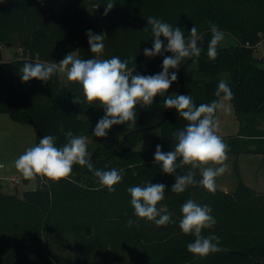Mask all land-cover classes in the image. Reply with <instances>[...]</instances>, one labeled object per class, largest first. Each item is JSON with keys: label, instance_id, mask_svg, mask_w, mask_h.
Segmentation results:
<instances>
[{"label": "trees", "instance_id": "16d2710c", "mask_svg": "<svg viewBox=\"0 0 264 264\" xmlns=\"http://www.w3.org/2000/svg\"><path fill=\"white\" fill-rule=\"evenodd\" d=\"M114 2L104 15L108 0H0V59L2 41L9 35L23 36L21 46L26 53V58L0 64V114L32 124L40 131L37 144L42 136L53 135L57 146H62L68 131L74 136L93 135L104 110L99 105L73 103L75 97L83 100L81 85H62V74H54L47 83L22 82L20 69L25 62L58 63L73 51H78V58H90L86 33L91 30L105 34L104 57L127 59L133 74H157L164 56L143 54L154 39L147 24L152 16L180 27L185 36L195 25L202 36L198 41L201 55L186 59L177 73L179 94L191 95L198 106L220 100L214 95L220 80L231 88L240 131L222 138L229 146L228 155L264 154V129L260 127L264 67L263 60L254 56L264 38V0ZM92 8L97 9L98 18ZM206 21L237 41L227 48L218 45L214 60L207 56L211 32ZM98 22L102 28L96 27ZM163 100L157 96L150 106L138 105L136 126L115 125V140L91 153L94 170H124L115 191L100 188L93 172L79 165L73 167L69 179L52 183L41 178L40 187L22 196L0 189V264H264V191L240 180L233 191L216 188L210 193L196 185L180 194L171 192L175 176L163 173L154 153L157 144L164 152L172 151L174 133L187 122L177 111L163 121L172 110L164 108ZM152 133L159 136V142L137 149ZM188 170L187 166L178 168L176 174ZM200 178L197 170L196 179ZM148 182L166 186L165 198L157 207L167 206L173 223L157 226L135 216L127 189ZM189 199L210 206L216 219L213 228L204 229L202 235L219 237V251L206 257L187 251L194 237L179 228L181 206ZM66 243L70 250L60 247Z\"/></svg>", "mask_w": 264, "mask_h": 264}, {"label": "clouds", "instance_id": "9594fccd", "mask_svg": "<svg viewBox=\"0 0 264 264\" xmlns=\"http://www.w3.org/2000/svg\"><path fill=\"white\" fill-rule=\"evenodd\" d=\"M114 5V0H108L104 15ZM206 23L211 32L207 56L214 60L218 56V45L225 39V33L215 23ZM147 24L154 39L152 47L143 50L144 56H164L162 70L157 74H133L134 68L129 69V61L121 60L118 56L97 58L104 51L105 34H94L88 30L86 35L90 52L95 54L94 58L81 59L78 58L77 51H73L58 63L25 62L20 69L21 80L28 82L36 79L47 83L54 74H63L69 82L81 85L83 100L75 97L73 103H87L103 108L104 115L97 121L92 132L95 137L100 138L107 137L113 125L126 124L128 128H134L137 106H150L157 96L164 97V108L176 109L178 116L187 123L174 133L175 144L172 151L164 152L161 145H156L154 161L161 165L163 173L175 176L171 192L180 194L189 186L199 185L214 193L216 178L227 170L229 146L218 134L219 120L215 115L224 105L219 100H213L197 106L191 95L174 93L166 96L173 82L178 80L177 73L184 61L201 55L202 49L198 46V41L202 40V36L195 25L188 32L189 35L185 36L180 27L152 16L147 18ZM166 52L172 55H164ZM170 69L176 71L170 72ZM214 95L224 101L234 98L231 88L224 80L219 81ZM75 165L92 171L99 187L106 188L109 192L115 191V186L124 178L123 169L94 170L86 138L74 136L71 131L66 133V143L62 146H57L53 135H44L37 145L28 147L14 161L16 171L25 180L39 177L52 183L69 179ZM185 166L189 168L185 174H176L178 168ZM197 170L201 177L199 180L196 179ZM165 188L162 183L151 182L144 186L129 187L127 192L130 194V204L135 216L152 221L157 226L173 223V213L168 211L167 206L157 207L165 198ZM211 212L210 206H201L192 199L181 206L179 228L183 234L194 237L186 245L187 251L194 256L206 257L219 251V237L202 235L204 229H211L216 224ZM132 224L133 221L129 220L128 225Z\"/></svg>", "mask_w": 264, "mask_h": 264}, {"label": "rangeland", "instance_id": "374dc122", "mask_svg": "<svg viewBox=\"0 0 264 264\" xmlns=\"http://www.w3.org/2000/svg\"><path fill=\"white\" fill-rule=\"evenodd\" d=\"M92 14L98 18L99 13L97 9L92 8ZM97 28H102V24L98 22ZM22 35H9L2 41V58L0 64H6L16 57L26 58V53L21 46ZM237 43L236 39L232 36L225 34V39L219 44L220 48H227ZM9 44V45H8ZM105 52L97 58H104ZM77 55L78 51H77ZM254 56L259 60H263L261 65L264 67V38L258 44L254 51ZM93 54L90 58H94ZM225 76H227L225 74ZM62 85L71 84L66 79L65 75H61ZM82 91V87L80 86ZM180 93V79L173 82L167 95ZM224 106L216 112V118L219 120L218 134L222 138L238 135L240 131V119L236 114V108L233 101H224L222 98L219 100ZM260 127L264 129V121ZM117 132L115 125L108 131L107 137L100 138L94 135L85 136L88 145V151L92 153L96 148L104 147L111 144L116 138ZM38 137L37 131L32 124L21 123L15 121L7 113L0 115V186L5 193L16 194L22 196L27 190H34L41 186V178L37 177L35 180H25L14 167V161L18 158L28 147L37 145ZM159 142V136L155 133L150 134L143 140L137 149L150 148L154 143ZM255 147V145H252ZM250 146V147H252ZM227 170L222 175L216 178V188L222 189L225 185L230 191L237 188L240 180H243L247 185L256 187V177L264 181V154L242 153L240 155L229 154L226 161ZM19 180V183L15 181ZM3 186V187H2ZM256 189H258L256 187ZM70 202V200H67ZM66 201V202H67ZM68 203V202H67ZM61 248H69L71 245L66 243Z\"/></svg>", "mask_w": 264, "mask_h": 264}, {"label": "crops", "instance_id": "0c3cea01", "mask_svg": "<svg viewBox=\"0 0 264 264\" xmlns=\"http://www.w3.org/2000/svg\"><path fill=\"white\" fill-rule=\"evenodd\" d=\"M1 115V114H0ZM256 182L254 183L255 186L258 188L257 190H260V191H264V181L263 179H260L258 177H256ZM3 187V186H2ZM255 187V189H256ZM254 188V187H253ZM219 189V188H218ZM221 190H224V191H230L229 188H227L225 185L223 186V188Z\"/></svg>", "mask_w": 264, "mask_h": 264}, {"label": "water", "instance_id": "95a60500", "mask_svg": "<svg viewBox=\"0 0 264 264\" xmlns=\"http://www.w3.org/2000/svg\"><path fill=\"white\" fill-rule=\"evenodd\" d=\"M8 45H9V44H8ZM0 67L3 68L2 65H1ZM184 95H186V94H184ZM175 111H176V109H172V110L170 111L169 115H168L163 121H166L169 117H171V116L175 113ZM156 126H157V125H154V126H152L151 128H154V127H156ZM37 133L40 134V131L38 130Z\"/></svg>", "mask_w": 264, "mask_h": 264}, {"label": "built area", "instance_id": "2783aa9c", "mask_svg": "<svg viewBox=\"0 0 264 264\" xmlns=\"http://www.w3.org/2000/svg\"><path fill=\"white\" fill-rule=\"evenodd\" d=\"M0 167H2V165H0ZM15 182H16V183H19V180H16Z\"/></svg>", "mask_w": 264, "mask_h": 264}]
</instances>
